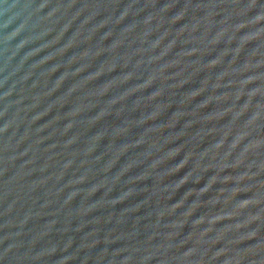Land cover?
<instances>
[{"label":"water","instance_id":"95a60500","mask_svg":"<svg viewBox=\"0 0 264 264\" xmlns=\"http://www.w3.org/2000/svg\"><path fill=\"white\" fill-rule=\"evenodd\" d=\"M0 264H264V0H0Z\"/></svg>","mask_w":264,"mask_h":264}]
</instances>
